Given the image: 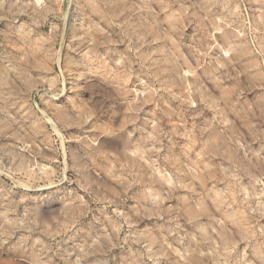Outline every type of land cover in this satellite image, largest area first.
Masks as SVG:
<instances>
[{
    "label": "rangeland",
    "instance_id": "1",
    "mask_svg": "<svg viewBox=\"0 0 264 264\" xmlns=\"http://www.w3.org/2000/svg\"><path fill=\"white\" fill-rule=\"evenodd\" d=\"M0 264H264V0H0Z\"/></svg>",
    "mask_w": 264,
    "mask_h": 264
},
{
    "label": "bare ground",
    "instance_id": "2",
    "mask_svg": "<svg viewBox=\"0 0 264 264\" xmlns=\"http://www.w3.org/2000/svg\"><path fill=\"white\" fill-rule=\"evenodd\" d=\"M37 1V0H36Z\"/></svg>",
    "mask_w": 264,
    "mask_h": 264
}]
</instances>
